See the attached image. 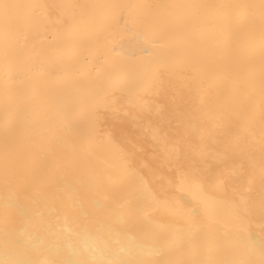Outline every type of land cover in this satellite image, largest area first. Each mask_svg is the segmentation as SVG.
<instances>
[{
	"label": "bare ground",
	"instance_id": "bare-ground-1",
	"mask_svg": "<svg viewBox=\"0 0 264 264\" xmlns=\"http://www.w3.org/2000/svg\"><path fill=\"white\" fill-rule=\"evenodd\" d=\"M82 236L264 264V0H0V262Z\"/></svg>",
	"mask_w": 264,
	"mask_h": 264
},
{
	"label": "clouds",
	"instance_id": "clouds-1",
	"mask_svg": "<svg viewBox=\"0 0 264 264\" xmlns=\"http://www.w3.org/2000/svg\"><path fill=\"white\" fill-rule=\"evenodd\" d=\"M65 231H70L66 228ZM80 247L88 256L92 259L94 264H109V261L105 258L104 251L98 246L97 241L89 236H82L79 241ZM112 251L117 255L129 256V255H149L157 256L160 253V249L146 248L136 237L132 234L121 235L119 233L112 237ZM3 264V262H0Z\"/></svg>",
	"mask_w": 264,
	"mask_h": 264
}]
</instances>
